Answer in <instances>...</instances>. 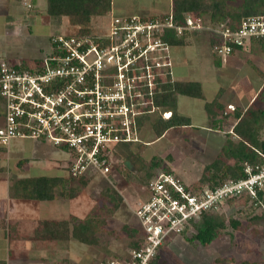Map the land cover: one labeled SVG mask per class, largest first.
<instances>
[{
  "label": "built area",
  "instance_id": "2783aa9c",
  "mask_svg": "<svg viewBox=\"0 0 264 264\" xmlns=\"http://www.w3.org/2000/svg\"><path fill=\"white\" fill-rule=\"evenodd\" d=\"M182 18L112 15L106 36H52L51 54L39 64L0 61V148L15 139L46 142L69 155V177L108 179L116 149L140 142L139 121L159 111L154 97L173 81L171 47L162 39L167 30L177 38L208 35L220 59L264 40V14L236 24L192 14ZM158 113L163 119L171 115ZM259 155L257 163L242 165L244 178L214 187L195 189L171 172H157L134 210L135 247L123 258L97 264H151L204 213L229 203L238 204L244 217L264 218V154Z\"/></svg>",
  "mask_w": 264,
  "mask_h": 264
},
{
  "label": "crops",
  "instance_id": "0c3cea01",
  "mask_svg": "<svg viewBox=\"0 0 264 264\" xmlns=\"http://www.w3.org/2000/svg\"><path fill=\"white\" fill-rule=\"evenodd\" d=\"M109 1V12L103 17L96 18H108L109 21L112 15L149 17L171 13V0ZM46 10V0H0V61L20 62L27 66H33L51 54L50 37L62 34L57 31L62 27L60 24L63 25L68 19L62 17L59 22L55 21L48 16ZM256 43L264 44V40L254 39L251 41L252 47L250 46L249 51L235 50L224 59L217 58L209 47L203 45L173 46L177 47L170 51L174 64L173 81L199 84L202 97L176 95V114L187 119L188 125L170 128L160 138H156L152 131L141 133L147 124L145 123L139 132V143H143L145 147L153 146L170 135L171 146L176 145L178 151L192 154V151L187 149L189 134L186 133L199 128L208 134L220 137L218 143H215L213 138L208 140L206 154L210 161L206 165L212 163L218 157L227 139L226 135L232 132V128L237 122L238 111L228 110L227 106H233L241 111L245 110L253 103L262 88L264 73L259 70L256 63L259 66L264 65L262 59L264 51L261 49L259 51ZM262 49L264 50V47ZM197 50H199V56H197ZM243 56L246 58L243 59ZM251 82H255V87L249 95L239 93L240 89L243 90L245 85H250ZM245 97L246 99H244ZM210 103L215 105L211 111H208L207 105ZM1 109L0 101V126L3 122ZM224 116L226 118H223ZM174 147H172L171 153H167L168 158H172ZM50 151V157L41 159L45 152ZM58 152L64 153V157L62 158ZM31 155L34 156L33 159L29 158ZM68 161L69 155L66 151L46 142L15 139L8 146L0 148L1 262L16 264L14 257L18 259L25 257L27 258L26 264H33L28 259L29 256L41 258L46 256L47 252L54 250L49 249L48 244L44 241H38L35 238V232L39 229L41 222L63 221L71 215L83 218L91 210L85 214L79 209L77 202H85L82 191L75 198H56L52 201L21 200L11 198L9 195L12 179L36 177L68 179L66 168ZM174 162L175 165L169 169L182 180V176L175 173L178 163ZM183 174L185 177L191 178L187 173ZM196 180L197 178H193L190 182ZM175 241L179 240L176 238L169 245ZM68 242L67 244H69Z\"/></svg>",
  "mask_w": 264,
  "mask_h": 264
},
{
  "label": "rangeland",
  "instance_id": "374dc122",
  "mask_svg": "<svg viewBox=\"0 0 264 264\" xmlns=\"http://www.w3.org/2000/svg\"><path fill=\"white\" fill-rule=\"evenodd\" d=\"M150 17L155 16L146 18ZM159 17L162 16L159 15ZM107 21L108 18H93L89 25L91 33L88 35H78V28L70 25L68 21H65L63 25L60 24L62 27L57 32L68 36H88L90 38L106 36L109 22ZM182 39L183 45H203L207 48L209 47L212 51L211 39L204 33L187 34ZM256 44L259 51L260 49L264 51L262 49L264 47L263 43ZM175 48L171 47L170 51ZM251 52H253L252 49ZM197 56H199V50H197ZM242 58L245 59L246 57L243 56ZM170 59L173 61L171 54ZM262 59L264 60V52ZM256 65L264 73V65L261 64L259 66L257 63ZM255 82H251L250 85L246 84L243 90L240 89L239 93L249 95L254 90ZM255 106L264 110V96H260L257 99ZM158 112H161V110L148 117L149 120H147L148 118L142 120L144 124L147 123L141 132L142 134L151 132V124L157 117H161ZM186 134H189L187 149L191 150L192 154H186V152L181 150L178 151L176 145H174L175 147L171 146L172 141L170 135L149 147H145L143 143H139L138 145L131 146L130 149H124L122 145H119L120 149L117 148L112 156L113 169L111 175L108 176V179L97 175L88 176L86 187L81 192L85 198V202H77L79 203V209L85 214L91 208H94L95 215L104 221V226L96 235L97 244L95 246H86L72 239L68 242L69 244H67V241L59 244L52 242L48 245L49 249L57 251L51 250L47 252L46 256L41 258L29 256L28 259L33 264H97L99 261L108 258H123L128 250L133 248L132 244L135 245L137 233L134 231V236L133 230L137 228L138 223L134 216V210L139 201L144 198V187L146 184H142L141 180L145 178L148 172L147 168L153 156L163 159L168 168L174 166V161H176L178 168L175 167V173L181 175L182 181L191 186L195 183V181L190 182L193 178L201 179L206 175L208 177L212 176V173L206 172L203 167L210 161V158H207L206 149L208 140L213 138V141L218 143L220 137L208 134L199 128L192 129V131ZM190 134L192 135L190 136ZM259 139L264 140V132L259 133ZM172 147H174V151L171 154L172 158H168L167 153H171ZM35 153L37 152L35 151ZM58 153L62 158L64 157V153ZM50 156L51 151L45 152L41 159ZM33 157L31 155L29 158L33 159ZM139 159L145 169L139 170L136 167V160ZM227 162L232 163V161ZM157 171L158 169L153 170L150 176L152 177ZM183 173H187L191 178L185 177ZM192 187L201 189L196 186ZM112 190L116 191L121 199L117 208H114V202L111 201L109 195H102L104 191L110 193ZM239 208L238 204L229 203L228 206L218 211L224 221L225 229L210 244L201 246L195 240L192 241L185 238V236H189V234L185 233L181 238H177L179 240L178 242L175 241L169 245L170 242L165 246L164 250L158 256L159 261L164 264H264V225L250 223V218L240 215L238 212ZM76 216L71 215L66 221L71 224L75 221L72 219L73 217L76 220L84 218ZM233 221L237 222V227L232 226L231 223ZM14 259H16V264L27 263V258L25 257H21V259L14 257Z\"/></svg>",
  "mask_w": 264,
  "mask_h": 264
},
{
  "label": "trees",
  "instance_id": "16d2710c",
  "mask_svg": "<svg viewBox=\"0 0 264 264\" xmlns=\"http://www.w3.org/2000/svg\"><path fill=\"white\" fill-rule=\"evenodd\" d=\"M46 4V12L49 17L58 22L62 17H66L70 25L78 28V35L91 33L90 21L93 18L105 16L110 10L109 0H46ZM171 14L174 20L180 22L184 14H192L195 16L207 15L214 23L229 21L236 24L242 18L264 14V0H171ZM162 39L170 47L183 45V39L177 38L172 30H167ZM176 95L202 97L200 85L197 83L168 81L161 92L154 97L155 107L161 112L169 111L171 113L168 119L157 117L151 124V131L156 138H160L170 128L188 125L187 119L176 114ZM260 96H264V82L253 103L245 110L241 111L234 108L233 111H238V113L236 114L237 122L232 128V132L226 135L227 139L218 157L212 163L204 166V170L211 172L212 176H203L201 179H197L195 185L192 184V186L199 188L214 187L228 179L244 178L242 165L244 163L255 164L261 160L259 153L264 154V140L259 139V133L264 132V110L255 106ZM214 105V103L208 104L207 110L211 111ZM142 123L140 120L139 124ZM138 144H123L122 147L130 149L131 146ZM227 161H232V163ZM135 165L139 170L145 169L140 163V159L136 160ZM155 169H158L157 172H171L163 159L153 156L147 168L148 172L145 178L141 180L142 184H147L157 173L152 177L150 176ZM87 177L12 179L9 195L14 199L35 201H52L56 198L72 199L86 187ZM102 195H109L111 201L114 202V208L118 207L121 199L116 191L112 190L110 193L104 191ZM238 212H241L240 208ZM72 219L75 221L71 224L66 220L41 222L39 229L35 232V238L48 245L52 242L59 244L72 239L86 246H95L97 244L96 235L104 226V221L95 215L94 208H91L83 219L76 220L74 217ZM249 221L253 224L264 225L263 217L254 216ZM231 224L233 227L238 225L234 221ZM224 229V221L220 214L211 211L204 213L199 221L193 224L191 230L186 232L189 236H185V238L195 240L201 246H205L214 241ZM132 247L135 245L132 244ZM158 258L156 257L151 264H164ZM0 264L5 263L0 261Z\"/></svg>",
  "mask_w": 264,
  "mask_h": 264
}]
</instances>
